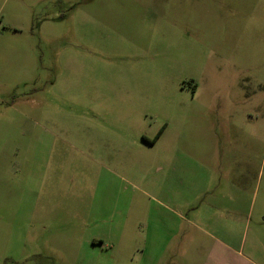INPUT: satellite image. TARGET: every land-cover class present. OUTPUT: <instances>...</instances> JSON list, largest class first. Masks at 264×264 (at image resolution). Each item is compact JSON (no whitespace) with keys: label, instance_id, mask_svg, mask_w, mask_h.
<instances>
[{"label":"rangeland","instance_id":"1","mask_svg":"<svg viewBox=\"0 0 264 264\" xmlns=\"http://www.w3.org/2000/svg\"><path fill=\"white\" fill-rule=\"evenodd\" d=\"M198 179L264 264V0H0V264H204Z\"/></svg>","mask_w":264,"mask_h":264},{"label":"crops","instance_id":"2","mask_svg":"<svg viewBox=\"0 0 264 264\" xmlns=\"http://www.w3.org/2000/svg\"><path fill=\"white\" fill-rule=\"evenodd\" d=\"M166 125L165 128L162 132V134L165 132L166 130ZM153 143L150 142V140H152L153 138H147V140L149 141V143L156 145L158 140H161V136ZM173 141H177V139L173 140ZM231 141L233 140H228V139H223V138H215V139H211L210 140V145L212 146H217L219 144H224V142H228L230 145L234 144ZM213 150V149H212ZM201 156V155H199ZM199 156H193V155H188L186 152H182L181 149H179V166L182 162H187V161H191L194 160L193 158L195 157H199ZM211 159H214L215 161H218V157L222 156L220 154H210L208 155ZM225 157H230L229 155H224ZM224 160V159H223ZM181 162V163H180ZM159 169H161V167H159ZM195 170V169H194ZM198 170H195V176L197 175ZM186 168L185 171L183 172V169L179 171V176L181 177L182 181H183V187L187 184V178H186ZM191 186H193V189L190 191V195L193 193L194 196V200H200V203L198 206L192 207V209L190 208V206L192 205L193 200H191V197L189 198H185L183 200V202L181 203L182 206H185V210L183 211L184 215L181 213H177L178 217H181L184 219V221L186 222H192L193 220L191 218H189L187 215H185L187 213L188 208H190L191 210H195L194 214L196 215L195 217V221L194 224L196 226H199V224H211V229L213 228L215 221H223L226 224H231L233 225L234 223H236V218H237V212L236 211H232V209L235 208V198L237 195H234V197H231V205H229V207H232L228 210V204H225V202H222L223 204H219V206H221V209L218 211V206H217V202L216 200H213L212 195H213V190L214 187L213 185H211V181L207 182V180H196L191 182ZM153 189H157V188H153ZM239 189V188H238ZM158 191V190H157ZM156 191V192H157ZM225 197H228V193L224 194ZM207 197V198H206ZM237 198L239 199V195L237 196ZM151 201L153 204H156V209H158V213H160V211L162 210V214L160 213L161 216H163V214H165V211L167 212H173L172 207H170L168 201H166L163 197H158V196H151ZM181 207V205L179 206ZM155 208V207H154ZM239 208V207H238ZM175 213V212H173ZM239 215V213H238ZM157 222V224H159V226H162V233L165 232V229H167V227L169 228L168 224L163 223L162 221H157L154 220V223ZM155 226V225H153ZM167 226V227H166ZM213 231H210L208 229H206L205 233L207 234L206 238H208V245L207 246V255L204 261V264H235L234 263V256L237 254H241V250L239 249L237 251V241L235 239L234 234L232 233L231 230L228 231V229H226L225 231L221 232V233H215L216 231L218 232V230L216 228L212 229ZM156 236H158L156 234ZM154 236V244L156 246V248H158L159 250H165L166 247H164V245L161 247L159 246V237ZM163 236V235H162ZM196 241V238H194ZM191 240V242L194 241ZM203 239V236L202 238ZM200 241H203L201 240ZM258 244V239L254 238L251 246L249 248V255H245L244 256V264H256L255 261L252 258H257L256 256H259V254H257L256 251V246ZM158 257L161 256V253L157 254ZM246 257V258H245ZM247 259V260H246ZM263 261V260H262ZM264 263V261L262 262Z\"/></svg>","mask_w":264,"mask_h":264},{"label":"trees","instance_id":"3","mask_svg":"<svg viewBox=\"0 0 264 264\" xmlns=\"http://www.w3.org/2000/svg\"><path fill=\"white\" fill-rule=\"evenodd\" d=\"M164 128H165V126H163V127L159 130V132L155 135V137H154L152 140H150L151 143L155 142V141L160 137V135L162 134Z\"/></svg>","mask_w":264,"mask_h":264}]
</instances>
